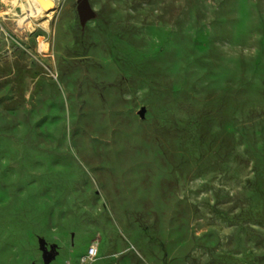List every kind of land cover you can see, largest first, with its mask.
I'll list each match as a JSON object with an SVG mask.
<instances>
[{
	"label": "rangeland",
	"instance_id": "374dc122",
	"mask_svg": "<svg viewBox=\"0 0 264 264\" xmlns=\"http://www.w3.org/2000/svg\"><path fill=\"white\" fill-rule=\"evenodd\" d=\"M13 1L0 264H264V0Z\"/></svg>",
	"mask_w": 264,
	"mask_h": 264
},
{
	"label": "bare ground",
	"instance_id": "6f19581e",
	"mask_svg": "<svg viewBox=\"0 0 264 264\" xmlns=\"http://www.w3.org/2000/svg\"><path fill=\"white\" fill-rule=\"evenodd\" d=\"M19 0H14V3H17ZM54 0H26L25 3H21V7L26 12V16L24 18H20L18 21V24L20 25L23 23L24 19H27L29 17H37L40 14H43L45 11H51V8L53 6ZM60 243L66 247L68 244V237L66 235L61 237ZM65 257L64 253H59L54 258V264L60 263Z\"/></svg>",
	"mask_w": 264,
	"mask_h": 264
},
{
	"label": "built area",
	"instance_id": "2783aa9c",
	"mask_svg": "<svg viewBox=\"0 0 264 264\" xmlns=\"http://www.w3.org/2000/svg\"><path fill=\"white\" fill-rule=\"evenodd\" d=\"M98 255V245L96 242H93L89 245L86 252L81 257L82 263H89L94 260Z\"/></svg>",
	"mask_w": 264,
	"mask_h": 264
}]
</instances>
